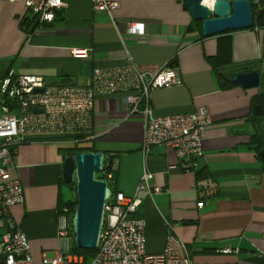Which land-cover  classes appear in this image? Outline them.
Wrapping results in <instances>:
<instances>
[{
	"label": "crops",
	"instance_id": "obj_1",
	"mask_svg": "<svg viewBox=\"0 0 264 264\" xmlns=\"http://www.w3.org/2000/svg\"><path fill=\"white\" fill-rule=\"evenodd\" d=\"M63 1L67 7L56 11L53 23L34 27L27 21L34 15L23 1L0 0V80L14 71L43 76L50 83L88 86L94 69L123 68L128 57L151 73L173 62L183 83L155 90L151 106L156 117L207 108L212 125L204 137V156L194 170L183 167L171 146L157 145L144 155V118H126L123 95L97 99L93 138L87 146L116 164L113 189L127 197L135 195L145 172L154 175L151 183L160 192L138 194L148 254L162 253L173 235L201 264H264V174L249 148L252 100L262 88L220 87L211 60L221 35L205 37L183 0H111L119 6L110 14L95 11L92 0ZM126 20L144 22L146 35H124ZM228 35L234 63L262 59L264 30ZM73 49L90 50V57L75 58ZM62 146L47 140L27 142L15 157L12 176L23 184L25 202L14 206L11 214L29 239L34 264L70 252L75 242L71 239L67 248L58 235L60 205L69 201L64 194ZM200 171L209 179L199 180ZM199 202L204 205L198 207ZM6 229L0 218V236ZM227 247L238 249V254L219 253Z\"/></svg>",
	"mask_w": 264,
	"mask_h": 264
},
{
	"label": "built area",
	"instance_id": "obj_2",
	"mask_svg": "<svg viewBox=\"0 0 264 264\" xmlns=\"http://www.w3.org/2000/svg\"><path fill=\"white\" fill-rule=\"evenodd\" d=\"M10 3L23 1L26 8L41 24L55 21L56 11L66 8L63 0H6ZM259 12L264 0H248ZM95 11L110 14L118 8V2L92 0ZM254 12V11H253ZM124 32L128 37L146 35L142 21L126 20ZM116 24V22H115ZM75 58L87 59L90 50L73 49ZM179 69L166 64L155 73L142 71L128 57L123 68H96L88 86L50 83L43 76L20 75L14 71L0 80V218L5 220L6 232L0 236V261L2 264H34L28 237L14 221L11 210L25 202L21 181L12 176L17 149L21 144L51 141L68 147L87 145L93 138L95 106L101 96L123 95L126 118L141 115L144 118V155L157 145L175 148L186 170H194L203 158V142L212 121L207 108L200 107L192 113L156 117L151 106L152 93L157 89L182 85ZM116 164H102L101 180L107 182L111 191L104 207L103 223L97 246V255L87 264H199L187 245L173 235L167 238L162 253L146 251V222L138 216L142 191L159 193L152 185L154 175L145 172L135 195L127 197L115 191ZM204 203L199 202L198 207ZM75 211L68 207L61 213L59 238L68 245L75 240ZM69 245L67 246V248ZM238 249L224 248L222 255H237ZM76 255L60 252L55 258H43V264H85ZM237 264V263H214Z\"/></svg>",
	"mask_w": 264,
	"mask_h": 264
},
{
	"label": "water",
	"instance_id": "obj_3",
	"mask_svg": "<svg viewBox=\"0 0 264 264\" xmlns=\"http://www.w3.org/2000/svg\"><path fill=\"white\" fill-rule=\"evenodd\" d=\"M186 4L192 19L202 21L203 35L207 38L254 27L253 7L248 0H186ZM260 78L261 73L254 70L234 74L231 81L243 89H253L259 88ZM103 160V153L90 152L67 157L63 163L64 184H71L76 177L73 224L75 245L81 249H97L104 207L111 194L107 182L96 178L102 171Z\"/></svg>",
	"mask_w": 264,
	"mask_h": 264
},
{
	"label": "trees",
	"instance_id": "obj_4",
	"mask_svg": "<svg viewBox=\"0 0 264 264\" xmlns=\"http://www.w3.org/2000/svg\"><path fill=\"white\" fill-rule=\"evenodd\" d=\"M184 1V7L188 9L186 0ZM254 11V27L252 29H262L264 30V7L257 12L255 8ZM34 27L40 24L38 18L33 16L27 19ZM26 24V22L24 23ZM196 24L203 32L202 21H196ZM192 29V28H191ZM231 32H227L218 39V53L215 58L211 60L214 73L222 89H230L236 87V85L231 81V76L238 73H245L251 71H259L261 73L260 78V88L261 92L252 100L251 113L249 116V121L252 125V134L250 138L249 148L253 151L257 162L259 163L262 173L264 174V52L263 57L258 62H249L243 64H236L232 59V40L228 35ZM264 51V50H263ZM173 65V62L171 63ZM93 147L90 146H77V147H60L59 152L64 158L75 156L79 153H92ZM110 161V158H105L104 163ZM207 174V173H206ZM100 175V176H99ZM96 176L97 179H102L101 173ZM199 180L209 179V174L205 175L204 171L197 173ZM65 185V184H64ZM68 187L76 188V180L72 181L71 184L66 185ZM69 208L71 211H75L77 207V199L62 202L60 205L61 210L64 208ZM70 253L76 254L84 258L85 262H90L97 255L96 250L81 249L76 247L75 242L70 248Z\"/></svg>",
	"mask_w": 264,
	"mask_h": 264
},
{
	"label": "rangeland",
	"instance_id": "obj_5",
	"mask_svg": "<svg viewBox=\"0 0 264 264\" xmlns=\"http://www.w3.org/2000/svg\"><path fill=\"white\" fill-rule=\"evenodd\" d=\"M62 147H64V148H68V145H64V146H62ZM97 175H99V174H97ZM96 175V176H97ZM100 176V175H99ZM74 181L76 180V177L74 176V179H73ZM64 194H65V196H66V199L67 200H73V199H76V191L75 190H73V188H71V187H68V186H66V185H64ZM196 262V261H195ZM196 263H199V262H196ZM219 263H223V262H219ZM199 264H201V263H199Z\"/></svg>",
	"mask_w": 264,
	"mask_h": 264
},
{
	"label": "bare ground",
	"instance_id": "obj_6",
	"mask_svg": "<svg viewBox=\"0 0 264 264\" xmlns=\"http://www.w3.org/2000/svg\"><path fill=\"white\" fill-rule=\"evenodd\" d=\"M208 5H210V3H207Z\"/></svg>",
	"mask_w": 264,
	"mask_h": 264
}]
</instances>
